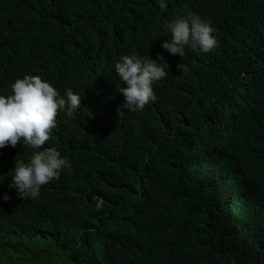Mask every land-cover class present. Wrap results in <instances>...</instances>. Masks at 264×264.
<instances>
[{
  "label": "trees",
  "instance_id": "1",
  "mask_svg": "<svg viewBox=\"0 0 264 264\" xmlns=\"http://www.w3.org/2000/svg\"><path fill=\"white\" fill-rule=\"evenodd\" d=\"M189 12L217 46L170 55ZM132 53L169 73L138 111L113 70ZM25 74L81 107L57 114L44 147L71 168L36 199L7 188L36 150L0 154V264H264V0H0V94Z\"/></svg>",
  "mask_w": 264,
  "mask_h": 264
},
{
  "label": "clouds",
  "instance_id": "2",
  "mask_svg": "<svg viewBox=\"0 0 264 264\" xmlns=\"http://www.w3.org/2000/svg\"><path fill=\"white\" fill-rule=\"evenodd\" d=\"M161 11L167 8V0H156ZM164 38L160 47L170 55H185V48L209 53L217 46L215 29L203 15L187 13L164 26ZM164 57L132 53L122 55L113 65V70L123 87L116 90L124 98V106L132 111L143 110L145 105L155 102L153 84L169 76ZM182 73L187 72L184 63L177 65ZM158 86V85H157ZM9 94H0V154L11 159L12 147L17 143L34 151L27 162L15 159L11 179L7 188L14 190L16 198L36 199L43 185L59 177L61 171L71 168V161L61 156L54 147H44L57 126L56 117L64 112L71 117L80 107L81 95L71 89L64 94L41 77L25 74L11 84ZM157 88V87H156ZM11 146V147H10ZM3 179H0L2 182ZM12 197L0 194V202Z\"/></svg>",
  "mask_w": 264,
  "mask_h": 264
}]
</instances>
